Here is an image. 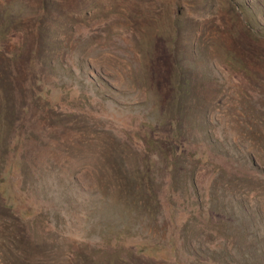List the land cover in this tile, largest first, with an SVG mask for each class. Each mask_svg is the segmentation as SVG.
Segmentation results:
<instances>
[{
    "label": "rangeland",
    "instance_id": "374dc122",
    "mask_svg": "<svg viewBox=\"0 0 264 264\" xmlns=\"http://www.w3.org/2000/svg\"><path fill=\"white\" fill-rule=\"evenodd\" d=\"M0 182V264H264V0H0Z\"/></svg>",
    "mask_w": 264,
    "mask_h": 264
},
{
    "label": "trees",
    "instance_id": "16d2710c",
    "mask_svg": "<svg viewBox=\"0 0 264 264\" xmlns=\"http://www.w3.org/2000/svg\"><path fill=\"white\" fill-rule=\"evenodd\" d=\"M174 146H175L174 150H173L174 152L179 151V149L181 148V146L177 142H174ZM195 157L202 159V154L200 156V154L196 153ZM170 193L171 192H169V194ZM193 194H194V197L197 198L196 201H194V206H195V208L197 207V211H199V213H200V210H202L203 212L201 214H204V215H206V217L208 216L209 218H215L213 207H211L210 210L207 208L202 209L201 203H200V195L198 193L197 188L194 189ZM0 198L2 200L1 205H3L5 208H7L9 210L13 209L14 201L8 197V194H6V191L2 187L0 188ZM173 209L177 210V206H173ZM174 214H175V212H171V216H174ZM21 215H23V214H21ZM173 228H175V227H173ZM130 237H132V236H130ZM165 246L168 247L169 251H171L172 256L168 257L165 255V256L158 258L156 256V252H160L163 248H165ZM127 247L130 248V250L132 251V253L135 256H138L141 259H151L154 261L155 260L169 261V259L171 257H173L177 252V247H176L174 241L171 239V235H169V239H168L167 243H161V244L160 243H154V242H149L145 238H141L138 242L128 243ZM190 256H192V260H193L192 263H181V264H249V263H240V262L232 261V260L223 261V260H219L215 256H206L205 258H202V259L198 258V256H196V254H190ZM174 263L180 264V262H178V261H174Z\"/></svg>",
    "mask_w": 264,
    "mask_h": 264
}]
</instances>
